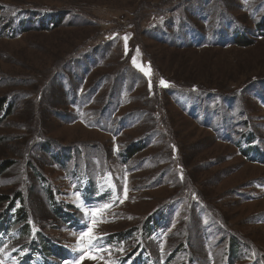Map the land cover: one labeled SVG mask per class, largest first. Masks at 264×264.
Instances as JSON below:
<instances>
[{"label":"rangeland","instance_id":"obj_1","mask_svg":"<svg viewBox=\"0 0 264 264\" xmlns=\"http://www.w3.org/2000/svg\"><path fill=\"white\" fill-rule=\"evenodd\" d=\"M263 15L0 0V264H264Z\"/></svg>","mask_w":264,"mask_h":264},{"label":"trees","instance_id":"obj_2","mask_svg":"<svg viewBox=\"0 0 264 264\" xmlns=\"http://www.w3.org/2000/svg\"><path fill=\"white\" fill-rule=\"evenodd\" d=\"M259 22V31H261V32H264V15H263V17H261V19L259 20V21H257V23ZM56 23V22H55ZM238 38V37H237ZM203 97V96H202ZM214 100H215V103H218V99H213V102H214ZM213 102H212V104H213ZM2 103H3V100L2 99H0V108H1V106H2ZM212 106V105H211ZM226 133H227V135H230V131H228V130H226ZM238 133H240V131L238 132ZM237 133V134H238ZM239 135V134H238ZM241 136H242V138H243V140L242 139H238V140H236L235 141V144L238 146V147H244L245 149L243 150V151H245V153H246V156H248L249 155V153L250 152H255L256 150L255 149H253L255 146H253L252 145V143L253 142H255V141H257V140H255V136L254 135H252V133H250V132H248V131H246V129L245 130H241ZM132 146H133V144H131L129 147H131L132 148ZM129 151L131 152V151H136V150H134V146H133V149H129ZM134 153V152H133ZM261 156V155H260ZM259 160H261L262 161V159H260L259 158ZM12 202V201H11ZM54 203L55 202H53V208H54ZM162 217L164 216L163 214H160ZM162 221V220H161ZM157 225V223L154 221V218H149V222H148V224H147V228H152L153 226H156ZM162 228L164 227V226H161ZM157 229H159V228H157ZM155 230L156 229H154V232H155ZM126 233H129V234H131L132 233V230L131 231H126ZM105 235V234H104ZM113 236H115L116 237V235H114V234H110L109 235V237H111V239H112V237ZM125 236H127L128 237V235H125ZM104 237V236H103ZM117 238V237H116ZM233 242H235L234 241V239L232 238L231 239ZM231 241V242H232ZM232 242V243H233ZM185 250H184V252H182V253H175V252H173V256L174 257H180L181 255H183V257L184 258H182V260H180L179 261V263H177V264H197V262H195V259L191 256V254L190 253H188V251L186 250L187 249V247H185L184 248ZM139 250V253H142V252H144V251H146L147 252V254H148V256L150 257V259H152V254L149 252V251H147L146 250V247L144 246V243H143V241L142 240H139V243L137 244V246H136V248L131 252V255H133V253L134 252H136V251H138ZM130 255V256H131ZM186 255V256H185ZM172 256V257H173ZM186 257H188V259H186ZM164 263H162V264H176V263H169V261H167L166 259L163 261ZM229 264H233V263H229Z\"/></svg>","mask_w":264,"mask_h":264},{"label":"snow or ice","instance_id":"obj_3","mask_svg":"<svg viewBox=\"0 0 264 264\" xmlns=\"http://www.w3.org/2000/svg\"><path fill=\"white\" fill-rule=\"evenodd\" d=\"M133 62L135 63V60H133ZM146 74H147V72H146ZM161 84H165V82L162 80L161 81ZM84 239H87V242H88L89 247H96V244L99 242V240L102 239V237H96L92 233L91 228H89L87 232L81 234V240L83 241ZM81 258H83V257H81ZM90 258L95 259L96 257L95 256H92Z\"/></svg>","mask_w":264,"mask_h":264}]
</instances>
